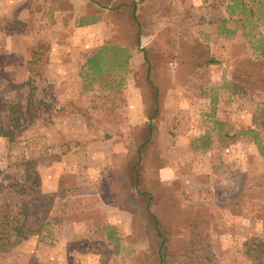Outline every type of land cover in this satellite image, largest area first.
Instances as JSON below:
<instances>
[{"label": "rangeland", "instance_id": "374dc122", "mask_svg": "<svg viewBox=\"0 0 264 264\" xmlns=\"http://www.w3.org/2000/svg\"><path fill=\"white\" fill-rule=\"evenodd\" d=\"M263 62L264 0H0V202L31 230L0 264H158L152 116L165 263L253 264Z\"/></svg>", "mask_w": 264, "mask_h": 264}, {"label": "trees", "instance_id": "16d2710c", "mask_svg": "<svg viewBox=\"0 0 264 264\" xmlns=\"http://www.w3.org/2000/svg\"><path fill=\"white\" fill-rule=\"evenodd\" d=\"M133 9L134 13L132 14V17L134 18L135 21H137V24L135 26H140L138 27V32L137 36L140 39L141 35V26L143 25V22H139V18L137 17V4L134 2L133 3ZM139 44V41H138ZM104 53L103 51H99L98 54H94L91 56L88 60V63L91 64L93 67L92 69L96 70V73L101 72L105 67L103 66V59H104ZM196 58V57H194ZM208 63V62H207ZM264 63V62H263ZM150 77V74H149ZM148 77V78H149ZM153 77V76H152ZM153 80V79H152ZM153 82V93L155 96V99L157 101V108H155V114H158L162 111L161 105V95H164L166 92V87H161L158 86L159 84L154 81ZM32 92H30V96L32 95ZM161 115V114H160ZM153 116L150 119V130L148 131L149 134L145 136V138L140 139V143L136 146H133L131 149L132 155L135 156L134 162L132 163V170L134 175V188L137 192V195L142 197L143 199L145 198V209L147 211V214L149 217L152 219V225L154 229V234L159 238L160 240V246L159 248V263L158 264H166L165 263V258L163 256V248L166 247L167 244V237L165 235L164 227L162 225L161 220L157 216V213L155 211L156 205L154 203V195L147 191L145 187L143 186V181L141 180V170L144 162V150L147 145V143L150 141V138L152 136V129H153ZM12 130H7L4 127H0V135L3 134L5 136H10L12 135ZM112 136L110 134L106 135V138H111ZM132 141V140H131ZM1 187V184H0ZM2 193V190H0V194ZM12 211V210H11ZM9 212L8 209V204L6 203H1L0 202V252L6 251V247L9 246L11 239L14 238L15 240L18 239L21 240L22 236L25 234H28L31 230H28L26 227V219L22 221L16 220L17 215ZM16 242V241H15ZM247 254L251 257V260L253 264H264V241L262 240H252L251 241V246L248 248Z\"/></svg>", "mask_w": 264, "mask_h": 264}]
</instances>
